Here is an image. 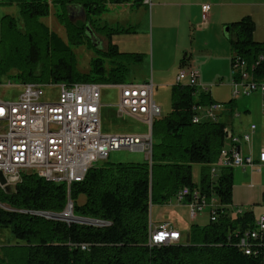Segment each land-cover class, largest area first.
Returning <instances> with one entry per match:
<instances>
[{"label":"trees","instance_id":"trees-1","mask_svg":"<svg viewBox=\"0 0 264 264\" xmlns=\"http://www.w3.org/2000/svg\"><path fill=\"white\" fill-rule=\"evenodd\" d=\"M144 1L0 0V4L17 6L22 20L19 27L13 15L0 17V81L66 85L128 82L130 65L141 63L144 54L120 50L112 37L132 33L134 27L101 21L95 27L94 22L110 6L128 3L135 8ZM70 5L83 9L82 21L70 18ZM51 7L66 30V41L41 22ZM226 26L230 68L243 61L253 77H263L264 41L254 39L251 16ZM95 28L108 40L105 47L95 46L86 36L87 29L96 35ZM86 41L96 56L89 72L81 73L73 48ZM189 59L184 54L180 67L189 66ZM214 101L208 89L176 81L171 86L170 110L152 121L149 160L92 165L84 179L69 188L35 173L22 174L12 192L0 188V228L9 229L15 239L2 246L0 264H264V256L245 255L235 244L236 231L252 228L255 214L247 210L233 215L227 208L232 203L233 168H220L215 176L210 173L225 145L226 122L223 118L193 121L197 106ZM194 166H199L198 181L193 178ZM185 186L225 205L217 220L190 224L185 238L177 243L149 246V230L155 225L150 208L168 204ZM80 194L82 202L77 199ZM68 197L75 216L105 224L68 223L34 213H60Z\"/></svg>","mask_w":264,"mask_h":264},{"label":"built area","instance_id":"built-area-1","mask_svg":"<svg viewBox=\"0 0 264 264\" xmlns=\"http://www.w3.org/2000/svg\"><path fill=\"white\" fill-rule=\"evenodd\" d=\"M208 4L202 5V19L207 20ZM232 70V96L243 92L245 95L257 90L264 94V76L256 78L240 61ZM199 71L189 65L181 67L176 81L196 86L203 90L206 86L198 82ZM7 88H16L13 97H0V171L7 186L15 187L22 174L35 173L46 181L64 183L67 188L73 182L84 179L86 172L97 160L106 159L111 150L128 148L144 151L149 160L152 147V121L161 114V108L153 99V84L149 81L116 84L119 95L115 105L117 114L127 115L147 125L145 134H107L102 132L100 120L101 88L99 83L75 82L54 86L55 96L46 98L44 87L49 84L18 83L8 80ZM115 86V85H114ZM50 87V86H49ZM204 117L197 114L193 121L206 119L220 120L223 104L214 101L202 105ZM256 128L250 125V131ZM227 132V128L225 127ZM228 137V134L226 133ZM227 139V138H226ZM250 140V133L229 135L228 145H224L218 158L210 168L212 176L220 168H256L264 166V149L255 159L250 154H241L237 144ZM259 166V167H258ZM0 188L3 189L2 186ZM176 202L186 205L191 218L203 209H209V220H217L225 205L216 199L208 200L198 189L182 187L174 196ZM170 203V202H169ZM168 203V204H169ZM233 215H241L244 210L232 203L227 206ZM62 219L68 223L74 219L72 202L67 199ZM97 225L105 223L94 222ZM236 246L245 254L264 256V213L254 217L253 227L243 232L236 231ZM182 232L170 220H163L150 227L148 245L177 243ZM82 249L85 245L81 246Z\"/></svg>","mask_w":264,"mask_h":264},{"label":"rangeland","instance_id":"rangeland-1","mask_svg":"<svg viewBox=\"0 0 264 264\" xmlns=\"http://www.w3.org/2000/svg\"><path fill=\"white\" fill-rule=\"evenodd\" d=\"M136 8V7H135ZM247 14L252 17L255 24V37L258 39L264 38V7L255 8L252 6L245 7ZM134 9V8H133ZM109 15L102 17L96 16L99 20L95 19V24L100 26L101 23L113 25V22H109V19H117V13L113 14L111 11L107 12ZM3 14L13 15L16 19L17 25L22 26V20L19 15V10L15 5L0 4V17ZM256 17V20L254 19ZM80 14L74 20L82 19ZM202 17V16H201ZM82 21V20H80ZM116 21V20H115ZM41 22L48 26L52 31L56 32L64 41L67 40L66 30L64 26L59 23L55 14V8H50V13L46 17L41 18ZM119 23L115 22L113 26H118ZM129 25V24H126ZM177 23L164 21L159 27H153L151 20L148 25V29L144 27L143 22L136 25L132 33L121 32L114 34L112 41L118 45V48L122 51L128 52H141L144 54V61L138 64H131L127 74L128 81H149L152 78L153 82V99L156 104L161 108V113H167L170 110L171 105V84L175 79V75L178 71V63L181 56L187 54L192 59H197V62L203 64V71L205 74L214 78L213 80L207 81L205 84L206 88L212 94V98L217 101H221L224 108L221 111L225 113L230 112L229 117L231 121L237 122L240 118L246 120L247 102L253 99L252 93L245 95L243 92L235 95V101L229 104V99H232L231 84L233 80L232 70L230 68V50L229 43L227 41L226 32H220L215 35L204 32L206 28H202V32L196 31L194 28L197 24L184 25L178 30L176 28ZM121 26V24H120ZM127 27V26H124ZM145 31V32H144ZM96 36L101 43V46L107 45V39L102 35L98 28H95ZM224 35V36H223ZM179 43L182 47V51L179 52L177 58L175 53H172V48L175 44ZM209 46H208V44ZM77 68L81 73H88L90 70L91 60L96 56L95 50L89 45L88 41L80 46L74 47ZM154 55V57H153ZM105 67L108 65L105 62ZM199 67V66H198ZM7 79L0 81V97L7 99L13 97L17 90L16 88H7L5 83ZM59 84V83H58ZM55 84H49L48 87H44L46 98L55 96L56 89ZM101 108H100V120L102 132L107 134H145L147 133V125L142 123L140 120L127 116L119 115L116 112L115 105L118 101V87L113 84H101ZM233 105V106H232ZM234 107V111L231 113L229 109ZM198 108H202L199 105ZM197 115L201 118L204 114L201 110L197 111ZM226 120V118H225ZM229 123V120L226 121ZM147 159L144 151L141 150H130L128 148H120L111 150L106 159L97 160L93 163L94 166H99L106 161L109 162H127V161H143ZM259 167V166H258ZM219 171V169H218ZM199 166L193 168V178L198 181ZM252 183L253 187H250ZM233 188L234 197L237 200L241 199H252L254 202L249 204H240L245 209L252 210L256 216L264 212V205L262 202V193L264 191V166L260 169L245 167L243 170L241 167L234 168L233 170ZM78 201L82 202L84 196L78 195ZM3 206V205H2ZM7 207V206H4ZM150 215L153 223H156L162 218H169L176 227L185 233L192 223L204 225L209 221V209L205 208L201 212L197 213L195 219L191 218L189 209L181 204L172 200L166 205H153L150 208ZM78 221V220H77ZM76 222V221H75ZM156 225V224H155ZM15 242L14 237L7 228H0V250L3 245L12 244ZM1 253V251H0Z\"/></svg>","mask_w":264,"mask_h":264},{"label":"crops","instance_id":"crops-1","mask_svg":"<svg viewBox=\"0 0 264 264\" xmlns=\"http://www.w3.org/2000/svg\"><path fill=\"white\" fill-rule=\"evenodd\" d=\"M203 4L209 5L207 20L205 21L201 17ZM247 6H252L257 9L260 7H264V0H145L142 5L134 9L131 8L130 4L128 3L110 6L109 11H111L113 14L117 13L118 17L117 19L108 18V20H110L109 22H113L112 23L113 25L115 24V22H117L119 23L118 26L120 24L121 26H133L134 31L135 29L139 31L136 25H138L140 22H143L144 27L147 30L150 20H151L152 28L159 27V25H161L164 21H170L173 23L175 20V22L177 23V25L175 26L178 30L180 29V27L182 28L184 25L192 24L193 26L194 24H197V26L194 27L196 31L202 32V28L207 27L204 32H207L208 35L210 33H214L215 35H217L220 32V29H222V33L224 34V27L226 26L227 23L239 20L242 16L248 15L246 13L247 10L245 8ZM106 15H109V13L106 12V14H104L102 17L104 18ZM254 19L256 20L255 16H254ZM126 24H129V25H126ZM254 32H256L255 29H254ZM254 34L255 33H253V37L255 40L264 41V38L258 39L255 37ZM182 50L183 49L180 46V44L176 43L175 47L172 48V53H175V58L178 57L179 52H181ZM229 50H230V45H229ZM230 57H231V50H230ZM189 58L190 59L187 62L190 63V65L196 67L199 71L198 82L201 85L205 86L207 81L213 80L214 78L217 77V76H214V78H212L211 76L205 74V72L203 71V64L201 65V63L197 62V59L195 58L192 59L191 56H189ZM180 59L178 63V66H179L178 71L181 69ZM229 62H230V58H229ZM177 73L175 75V79L173 83L171 84V86L174 83H176ZM150 79L152 81V78ZM231 91H232V88H231ZM210 95L212 98L211 93ZM252 96H253V99L248 101L246 105L247 107L244 108L246 111L245 113L246 120H243L240 118L237 122H234V121L232 122L231 117H229L230 112L225 113L224 111L222 112L221 118H223L225 122L229 120V123L226 122L228 137L226 136L227 139L225 140L224 144L228 145L229 135H242L244 133L249 132L250 140L242 141L238 143L237 147L241 154L243 155L250 154L256 159L258 153L264 149V94L260 92L259 90H257L252 93ZM232 98L234 97L232 96ZM212 100L214 99L212 98ZM230 100L231 99H229V101ZM234 101H235V98L232 104L234 103ZM232 106L229 109L231 113L234 111L233 110L234 107ZM251 124L256 125V128L253 131H250ZM242 169L244 170L245 168H242ZM249 186L253 187L252 183H250ZM251 202H254V200L248 199V198L241 199V200L235 199L234 188L232 187V204L234 206H239L242 208L243 206L240 204H249ZM262 202L264 205V191L262 193ZM242 209L244 211L248 210L245 208H242ZM261 213H264V212H261ZM163 220H169V218H162L159 221H157L155 224H158V222H161ZM183 238H185V233L183 234Z\"/></svg>","mask_w":264,"mask_h":264},{"label":"water","instance_id":"water-1","mask_svg":"<svg viewBox=\"0 0 264 264\" xmlns=\"http://www.w3.org/2000/svg\"><path fill=\"white\" fill-rule=\"evenodd\" d=\"M69 15H70V18L72 20H74V18L78 17L80 14L83 16L84 14V11L82 8L80 7H75V6H69ZM224 31L227 33L228 31V26H225L224 27ZM86 36L90 37L93 44L95 46H98V47H103L101 46V43L99 42V39L97 38V36L93 33V31H90V29H87L86 30ZM0 186L3 187V189L6 191V192H12L14 191V187L13 186H7L6 185V179L5 177L3 176V173L0 171ZM36 214H39V215H42L44 217H47V218H51V219H59V220H63L62 219V213H53V212H34ZM74 219L75 220H78L76 222H79V223H86V224H91V225H97L96 223L94 222H101V223H105L103 221H99V220H96V219H91V218H86V217H78V216H74ZM72 222H75V221H72ZM99 226V225H98Z\"/></svg>","mask_w":264,"mask_h":264},{"label":"bare ground","instance_id":"bare-ground-1","mask_svg":"<svg viewBox=\"0 0 264 264\" xmlns=\"http://www.w3.org/2000/svg\"><path fill=\"white\" fill-rule=\"evenodd\" d=\"M69 221H77V220H75V219H70Z\"/></svg>","mask_w":264,"mask_h":264}]
</instances>
